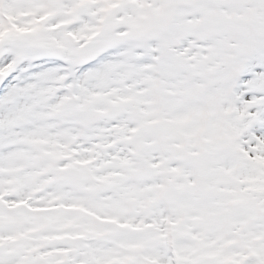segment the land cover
I'll return each mask as SVG.
<instances>
[{
    "label": "snow or ice",
    "instance_id": "snow-or-ice-1",
    "mask_svg": "<svg viewBox=\"0 0 264 264\" xmlns=\"http://www.w3.org/2000/svg\"><path fill=\"white\" fill-rule=\"evenodd\" d=\"M0 264H264V0H0Z\"/></svg>",
    "mask_w": 264,
    "mask_h": 264
}]
</instances>
